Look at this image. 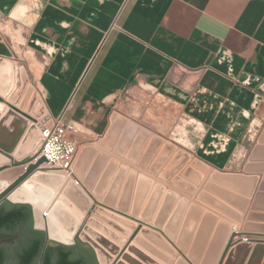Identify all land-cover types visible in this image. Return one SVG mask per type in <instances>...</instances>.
Listing matches in <instances>:
<instances>
[{"label":"crops","instance_id":"1","mask_svg":"<svg viewBox=\"0 0 264 264\" xmlns=\"http://www.w3.org/2000/svg\"><path fill=\"white\" fill-rule=\"evenodd\" d=\"M0 33L13 52L16 66L24 49L32 56V65H26L46 105L47 116L75 124L79 129L75 138L81 146L104 136L112 114L118 112L190 152L191 158L165 181L167 186L155 217L168 185L178 190L173 179L181 177L197 158L214 170L255 176L252 194L245 204L241 197L246 196L218 182L213 183L224 190L206 189L211 182L209 173L197 170L202 175L200 182L185 180L195 189L191 194L178 190V201L172 204L170 213L184 194L189 197V207L195 197L206 192L242 214L240 222L233 221V243L241 239L264 240V233L244 230L247 222L264 225V187L254 207L264 168L251 172L243 169L264 129V0H0ZM19 88L16 72L14 90L6 99L10 100ZM6 107L0 102V109ZM161 150L162 146L156 148L149 166ZM110 162L108 159L101 165L96 178L97 183L104 179L107 182L104 197L112 183L121 181L117 194L120 200L133 180L132 205L136 190L145 191L141 214L155 193V186L149 190L147 185L138 186L141 170L132 178L131 165L120 173L124 162L121 160L114 169ZM260 162L264 164V158ZM143 171L152 176L154 185L159 183L160 173L150 174L149 168ZM78 183L93 200L91 210L83 214L82 226L89 219L97 223L91 229L117 248L116 252L108 250L113 264L123 261V255L149 264L130 247L157 264H176L178 257L189 261L162 229L130 212L105 205L81 181ZM154 196L157 199L158 192ZM44 203L48 206L50 202ZM203 205L205 212L208 204ZM96 206L136 224L131 227L106 212L94 216ZM252 212L259 215L248 220ZM141 225L161 234L177 255L172 256L142 234ZM136 238L167 260L137 243ZM46 247L45 243L37 264L42 263Z\"/></svg>","mask_w":264,"mask_h":264},{"label":"water","instance_id":"2","mask_svg":"<svg viewBox=\"0 0 264 264\" xmlns=\"http://www.w3.org/2000/svg\"><path fill=\"white\" fill-rule=\"evenodd\" d=\"M12 57L11 49L3 42L0 35V102L7 106L3 110L0 109V171L21 165L23 160L37 151L42 141L38 122L48 115L46 105L30 82L29 74L24 66H21L19 70L21 79L19 91L10 100L6 99V96L12 92L16 78ZM111 121L109 129L101 139L82 145L73 166V175L62 169H39L49 160L44 154L37 159L28 160L25 170L0 193V217L3 214L14 212L16 208L14 205H19V208L24 209L26 215L23 222L29 224L36 240H41L42 244L39 242L38 253L30 264L38 263L45 243L47 247L41 264H113L112 256L108 250L116 252L117 248L91 229V225L98 226L97 223L93 219H89L87 225L82 226L83 214H88L91 210L93 200L78 183V180L105 205L117 207L118 210L125 213L130 212L133 217H140L143 221L162 229L190 261L184 257H178L176 264H264V240L241 239L233 243L236 234L230 237L233 221L240 222L242 220L241 213L234 211L206 192L195 197L193 203L187 207L189 197L185 195L191 194L190 192L195 189L191 183L185 180L198 184L202 178L201 173L195 170L197 168L202 172L209 173L211 182L206 184V189L213 187L224 190L213 183L218 182L221 186L246 196V198L241 197L246 204L247 197L252 194L256 181L255 176L214 170L195 158L192 166L187 167L181 177L173 179L178 190L185 192V197L179 201L176 210L170 213L172 204L178 201L180 192L168 185L169 190L165 193L160 212L155 217V210L167 186L165 181L170 179L177 165L190 158V153L180 149L168 168L160 173L166 160L163 152L175 151L178 146L173 142H166L153 165L149 166L156 154V148L164 144V138L153 134L148 128L140 126L136 121L127 119L118 112L112 114ZM148 140H150L149 143ZM258 142L243 167L246 172L264 168V164L260 162L264 158V129L259 135ZM99 149L102 151H98ZM127 150L129 153L126 154ZM142 150H145V153L140 158ZM111 155L113 157H110ZM108 159L111 161L112 169L121 160L124 162L120 173L127 171L131 165L133 167L132 178L138 170H141L138 186L147 185V190L151 186H155L154 192H158L159 197L155 199V193H153L141 214L145 191L136 190L135 201L132 205L131 196L135 184L133 180L127 184L126 196L120 200H118L117 194L121 181L112 183L111 190L104 197L107 182L104 179L97 183L96 178L101 165ZM146 168H149L150 174L160 173L158 184L154 185L150 179L152 176L143 171ZM263 187L264 178L261 191L256 195L254 207L258 198L263 195ZM54 190H58L57 193L54 194ZM44 200H49L48 206L45 205ZM203 204H208L205 212L202 209ZM245 204L241 212L244 211ZM215 210L222 212V215ZM98 212L109 213L131 227L136 224L134 221L101 206L95 207L93 215L100 216ZM258 215L252 212L248 215V220H252L251 218ZM7 228L9 226L0 229ZM139 230L145 236L155 240L172 256L177 255V250L157 231L143 225L139 227ZM244 230L264 233V225L247 222ZM13 236L15 239L16 235ZM116 239L121 241L118 237ZM135 241L159 258L167 260L162 253L140 238H136ZM1 243V264L23 263L25 249L18 251V261L7 262V257L15 255H12L5 245L7 242ZM130 250L140 255L149 264H157L134 247H130ZM122 260L140 264L128 255H123ZM123 261H117L115 264H125Z\"/></svg>","mask_w":264,"mask_h":264},{"label":"built area","instance_id":"3","mask_svg":"<svg viewBox=\"0 0 264 264\" xmlns=\"http://www.w3.org/2000/svg\"><path fill=\"white\" fill-rule=\"evenodd\" d=\"M42 141L34 159L44 154L49 158L44 168L62 169L73 175V166L78 150V127L73 123H64L61 118L46 116L38 122Z\"/></svg>","mask_w":264,"mask_h":264},{"label":"flooded vegetation","instance_id":"4","mask_svg":"<svg viewBox=\"0 0 264 264\" xmlns=\"http://www.w3.org/2000/svg\"><path fill=\"white\" fill-rule=\"evenodd\" d=\"M13 235H16V238H14ZM5 241V245L7 248L12 252V255H15L13 257H7V262H15L19 260L18 257V251L19 250H26L28 251L32 246L36 243V238L34 236V233L32 229L29 227V224L21 221L15 226H9V228L5 230L0 229V246L2 245L1 242ZM23 246V247H22ZM23 252V256H25V252ZM0 264H1V258H0ZM21 264H23L21 262ZM34 264V263H33Z\"/></svg>","mask_w":264,"mask_h":264},{"label":"rangeland","instance_id":"5","mask_svg":"<svg viewBox=\"0 0 264 264\" xmlns=\"http://www.w3.org/2000/svg\"><path fill=\"white\" fill-rule=\"evenodd\" d=\"M0 35L2 36V34L0 33ZM2 40H3V42H5L7 45H8V47L10 48V46H9V44L7 43V41L4 39V37L2 36ZM11 49V48H10ZM12 51V50H11ZM13 53V52H12ZM23 53L24 54H22V60L21 61H19L20 62V64H18V66H16V64H14L15 65V70H16V72H18V74L20 73L19 72V70H20V67L21 66H24L25 68H26V70H27V72H28V74H29V77H30V82L33 84V82H32V78H31V74L29 73V70H28V68H27V63L28 62H30L29 61V58H31L32 56L29 54V53H27V51L24 49V51H23ZM13 57H14V55H13ZM12 57V58H13ZM12 58H11V60H12ZM13 62V61H12ZM30 65H32V63L30 62ZM32 70V69H31ZM16 72H15V77H16ZM34 71H31V73H33ZM35 74L37 75V72L35 71ZM19 79H20V74H19ZM15 82H16V78H15ZM15 85V84H14ZM34 85V84H33ZM20 86H21V79H20ZM35 87V86H34ZM20 89V88H19ZM36 89V88H35ZM13 90H14V87H13V89H12V92H13ZM37 90V89H36ZM19 91V90H18ZM17 91V92H18ZM11 92V93H12ZM10 93V94H11ZM8 100V99H7ZM138 123V122H137ZM103 136H101L100 138H98V139H96V140H91V141H88V142H86V143H92V142H96L97 140H99V139H101ZM150 140H148V142H149ZM166 142H168V141H166L165 139H164V144L162 145V149H164L163 147L165 146V143ZM170 142H172V141H170ZM86 143H84V144H86ZM174 143V142H173ZM81 143H78V150H77V153H76V157H75V161H76V158H77V156H78V154L80 153V150H81V145H80ZM83 144V145H84ZM175 144V143H174ZM38 150H39V148L37 149V151L33 154V155H31V156H29L27 159H25V160H23L22 162H21V165H27V162H28V160H31V159H33V158H35V156H36V154H37V152H38ZM180 150V148H178L177 147V149L175 150V151H164L163 153H164V158H166V160H165V162H164V165H163V171H165L167 168H168V166H169V164L174 160V158L176 157V155H177V153H178V151ZM98 151H102V150H98ZM162 151V150H161ZM189 152V151H188ZM126 154L127 153H129V150H127L126 152H125ZM144 153H145V150H142L141 151V154H140V158H142L143 157V155H144ZM161 153V152H160ZM159 153V154H160ZM190 153V152H189ZM125 154V155H126ZM159 154L157 155V157L159 156ZM173 154H175L174 155V157H173V159H172V161H170V163H168L166 166H165V164L167 163V160L173 155ZM156 155V154H155ZM110 157H113L112 155L110 156ZM125 157V156H124ZM155 156H153V158H154ZM156 157V158H157ZM249 157V156H248ZM152 158V159H153ZM190 158H191V154H190ZM189 158V159H190ZM188 159V160H189ZM186 162V161H185ZM193 162V161H192ZM248 162V161H247ZM75 163V162H74ZM165 166V167H164ZM191 166H192V164H191ZM191 166H189V167H191ZM180 167V164L179 165H177V167L175 168V170L173 171V173L178 169ZM187 168V167H186ZM185 168V169H186ZM45 170H49V169H47V168H44ZM195 170L197 171L198 169L197 168H195ZM200 171V170H199ZM198 171V172H199ZM184 172V171H183ZM200 172H202V171H200ZM208 173V172H207ZM167 184V183H166ZM57 191L58 190H54V194L55 193H57Z\"/></svg>","mask_w":264,"mask_h":264},{"label":"trees","instance_id":"6","mask_svg":"<svg viewBox=\"0 0 264 264\" xmlns=\"http://www.w3.org/2000/svg\"><path fill=\"white\" fill-rule=\"evenodd\" d=\"M14 206L16 207L14 212L3 214L0 217V228L11 225L15 226L19 222L23 221V219L26 217V215L24 214V209L19 208V205ZM39 242L41 243V240H36V243L32 246V248L25 252L26 255L23 256V264L31 263L32 259L38 253Z\"/></svg>","mask_w":264,"mask_h":264},{"label":"bare ground","instance_id":"7","mask_svg":"<svg viewBox=\"0 0 264 264\" xmlns=\"http://www.w3.org/2000/svg\"><path fill=\"white\" fill-rule=\"evenodd\" d=\"M26 168V165L16 167H8L0 171V193L7 187L15 178H17Z\"/></svg>","mask_w":264,"mask_h":264}]
</instances>
